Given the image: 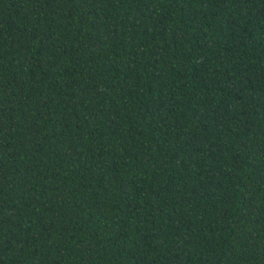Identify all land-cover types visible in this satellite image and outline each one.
<instances>
[{
  "label": "trees",
  "instance_id": "1",
  "mask_svg": "<svg viewBox=\"0 0 264 264\" xmlns=\"http://www.w3.org/2000/svg\"><path fill=\"white\" fill-rule=\"evenodd\" d=\"M0 264H264V0H0Z\"/></svg>",
  "mask_w": 264,
  "mask_h": 264
}]
</instances>
